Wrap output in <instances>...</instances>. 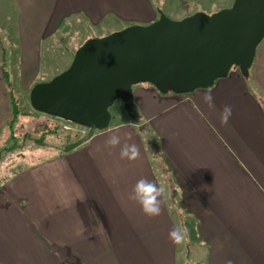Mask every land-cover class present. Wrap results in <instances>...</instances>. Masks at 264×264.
Masks as SVG:
<instances>
[{"label":"crops","instance_id":"1","mask_svg":"<svg viewBox=\"0 0 264 264\" xmlns=\"http://www.w3.org/2000/svg\"><path fill=\"white\" fill-rule=\"evenodd\" d=\"M13 1L22 89L37 79L43 40L67 21L94 27L112 17L124 28L158 16L151 0ZM228 1L177 0L191 13ZM1 47L0 135L12 117ZM132 90L137 121L109 123L0 182V264H179L182 242L169 232L184 216L197 240L187 253L194 264H264V39L246 77L235 68L190 93H160L148 83ZM209 91L214 109L203 100ZM113 134L116 148L105 143ZM125 143L138 146V159H121ZM141 178L164 189L159 216L129 199Z\"/></svg>","mask_w":264,"mask_h":264},{"label":"water","instance_id":"2","mask_svg":"<svg viewBox=\"0 0 264 264\" xmlns=\"http://www.w3.org/2000/svg\"><path fill=\"white\" fill-rule=\"evenodd\" d=\"M159 16L102 37L88 38L68 68L29 92L39 113L87 129L65 145L68 151L111 121L119 99L135 121L139 111L133 86L148 83L160 93H190L211 87L235 66L248 75L256 47L264 39V0H233L211 14L196 11L181 19Z\"/></svg>","mask_w":264,"mask_h":264},{"label":"rangeland","instance_id":"3","mask_svg":"<svg viewBox=\"0 0 264 264\" xmlns=\"http://www.w3.org/2000/svg\"><path fill=\"white\" fill-rule=\"evenodd\" d=\"M151 1L157 11L160 10L171 19H181L194 13L187 9L188 6L185 7L177 0ZM232 1L218 4L217 10L230 6ZM16 17L17 9L14 1L0 0V45L4 47L2 67L8 73L9 93L13 96L14 103L20 112L15 117H11L8 128L0 135V182H4L6 177L25 167H29L38 159H43V156H48L55 148L61 149L63 145L79 139L86 133L87 129L84 127L36 112L30 105V89L36 83L48 81L68 68L76 49L88 38L102 37L117 31L116 29H123L121 27L123 23L112 17L105 18L101 25L94 27L84 22L83 19L76 18L67 21L60 30L43 40L37 79L29 88L22 89L18 80L19 49L16 37ZM235 68L232 66L231 70ZM109 113L112 117L110 125L122 119H128L119 99L109 107ZM162 182L167 188L168 183L163 179ZM175 214L173 212L174 216ZM179 224L181 228L187 229V234L180 245L178 262L179 264H194L196 258L191 259V256L189 260L187 258L188 251L193 249L197 241L192 222L184 216Z\"/></svg>","mask_w":264,"mask_h":264},{"label":"clouds","instance_id":"4","mask_svg":"<svg viewBox=\"0 0 264 264\" xmlns=\"http://www.w3.org/2000/svg\"><path fill=\"white\" fill-rule=\"evenodd\" d=\"M204 102L208 105L209 108L214 109V99L211 95V92H206L203 96ZM232 108L230 105H225L220 113V122L221 124L226 125L231 118ZM106 145L112 148L120 146L121 139L117 134H113L108 137L106 140ZM140 150L136 144H127L125 143L120 147V157L121 159H127L129 161H134L139 158ZM164 189L161 186H158L156 183L149 181L146 178L139 179L132 189V193L129 196L130 200L137 202L142 211L149 217H156L161 214L160 208V197ZM187 234L186 228L174 227L169 232V239L173 243L182 242L183 238ZM226 264H232L229 260Z\"/></svg>","mask_w":264,"mask_h":264},{"label":"trees","instance_id":"5","mask_svg":"<svg viewBox=\"0 0 264 264\" xmlns=\"http://www.w3.org/2000/svg\"><path fill=\"white\" fill-rule=\"evenodd\" d=\"M1 48H2V54H3L4 47H1ZM2 73H3L4 80L6 82V85L8 86V91H9L10 90L9 89L10 88L9 77H8V73L3 69V67H2ZM9 99H10L12 116L15 117L17 115V113H20V112L18 111L16 103H14L13 96L11 95V93H9Z\"/></svg>","mask_w":264,"mask_h":264}]
</instances>
